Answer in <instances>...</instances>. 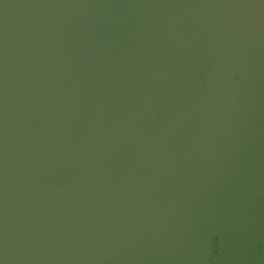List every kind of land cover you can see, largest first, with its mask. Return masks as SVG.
Instances as JSON below:
<instances>
[{"label": "water", "instance_id": "obj_1", "mask_svg": "<svg viewBox=\"0 0 264 264\" xmlns=\"http://www.w3.org/2000/svg\"><path fill=\"white\" fill-rule=\"evenodd\" d=\"M0 264H264V0H0Z\"/></svg>", "mask_w": 264, "mask_h": 264}]
</instances>
